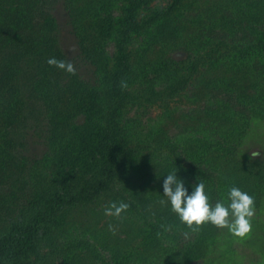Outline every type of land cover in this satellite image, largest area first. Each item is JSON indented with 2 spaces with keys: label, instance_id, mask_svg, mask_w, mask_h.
<instances>
[{
  "label": "rangeland",
  "instance_id": "obj_1",
  "mask_svg": "<svg viewBox=\"0 0 264 264\" xmlns=\"http://www.w3.org/2000/svg\"><path fill=\"white\" fill-rule=\"evenodd\" d=\"M127 8L0 0V238L11 234L0 264H264V0L142 1L125 42L129 73L107 99L101 90L121 68L116 40L133 22ZM111 109L113 181L19 241L11 229L36 209L99 178ZM176 167L186 185L204 181L212 204L227 203L233 185L252 195L251 230L181 222L161 203ZM113 201L128 208L106 214Z\"/></svg>",
  "mask_w": 264,
  "mask_h": 264
},
{
  "label": "trees",
  "instance_id": "obj_2",
  "mask_svg": "<svg viewBox=\"0 0 264 264\" xmlns=\"http://www.w3.org/2000/svg\"><path fill=\"white\" fill-rule=\"evenodd\" d=\"M145 0H126L127 3V13L129 14L130 18H133L132 24H130V20L124 22V27L119 32V37L117 38V65L121 68L114 71L107 80V85L103 90H101V97H106L107 99L111 98L112 95L119 94L122 92L123 83L127 77V73H129V54L126 52L125 42L132 38V32L136 31V27L138 23L135 20L136 10L139 6V3ZM49 23L48 19L46 20ZM262 37L259 39L256 45L262 50H264V29L262 30ZM105 59H107L105 57ZM119 59V60H118ZM103 59L100 57H91L90 63L94 66V71L98 72L105 71ZM104 63V64H103ZM98 74V73H97ZM180 81H174L170 86V90L173 91L177 89L178 84ZM179 87V86H178ZM108 118L104 122L102 129V143L105 146L106 150V157L103 162V167L101 174H99V178L95 181L87 182L85 186L75 190L74 192L68 194V196H59L53 199L47 205H44L41 208L36 209L29 217V220L25 224H19L11 229V233L15 230H19L20 233L17 234V239L19 241H23L26 238H31V236L37 233L38 226L42 223H46L49 221L52 214H56L58 210L62 207L67 205H72L76 202L82 201L83 199L87 198L88 195L91 193L99 192L110 185L115 177V160L117 159L118 154V145L116 144V136L117 131L115 130V125L113 124L112 120L114 117V110L111 109L107 112ZM10 233V232H9ZM11 235V234H8ZM7 234L0 238V261L1 257L5 254L7 249L11 246L10 238ZM8 236V237H7Z\"/></svg>",
  "mask_w": 264,
  "mask_h": 264
},
{
  "label": "clouds",
  "instance_id": "obj_3",
  "mask_svg": "<svg viewBox=\"0 0 264 264\" xmlns=\"http://www.w3.org/2000/svg\"><path fill=\"white\" fill-rule=\"evenodd\" d=\"M47 63L67 72L74 71L71 62L56 57H49ZM177 171L176 167L172 171H167V175L164 176L162 193L167 199L161 200V203L169 204L181 222L189 227L210 222L218 227H227L229 231L239 236H244L251 230V218L255 214V198L252 195L233 185L227 190V203L218 200L212 204L209 202L203 180L186 185L185 180L177 175ZM126 208H128L126 202L113 201L105 208V212L119 216Z\"/></svg>",
  "mask_w": 264,
  "mask_h": 264
}]
</instances>
